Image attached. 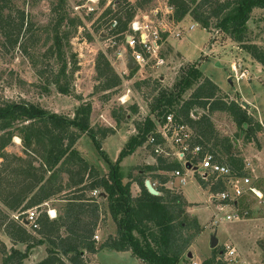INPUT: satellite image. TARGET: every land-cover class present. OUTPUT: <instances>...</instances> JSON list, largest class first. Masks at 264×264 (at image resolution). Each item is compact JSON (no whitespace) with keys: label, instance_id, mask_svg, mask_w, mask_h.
Segmentation results:
<instances>
[{"label":"trees","instance_id":"trees-1","mask_svg":"<svg viewBox=\"0 0 264 264\" xmlns=\"http://www.w3.org/2000/svg\"><path fill=\"white\" fill-rule=\"evenodd\" d=\"M149 1L136 0L131 3L129 0H117L116 9L109 5L99 15L98 26H101V22L109 25L110 20L116 18L117 25L110 29V33L123 37L137 9ZM166 2L172 7L173 21H180L188 15L200 27L216 29L236 42L264 68V48L249 39L247 25L255 8L264 9V0ZM36 31L37 27L23 9L15 6L12 0H0L1 47L6 50L18 48L30 60L38 77H41L46 71L38 65ZM53 38L54 41L45 52L55 54L61 59V65L46 80L47 84L58 85L59 91L66 93L67 84L60 85L59 82L66 76L67 62L57 35ZM198 64L199 60L188 63L172 89H158L149 104V115L141 126L138 125V133L127 139L114 163L109 161L101 148L102 139L114 131L109 126L95 127L91 124L90 101L80 104L76 115L69 117L48 111L23 98L0 100V203L4 207H0V228L13 244L25 245L23 251L12 246L7 252L2 246V264H24L30 249L41 244H46L45 255L32 264H87L84 252L95 253L98 248L104 247L130 251L132 256L146 264H179L183 260V252L190 244V238L184 237L182 230L191 226L197 228L196 218L192 223L186 221V199L181 193L164 186L168 178L161 173L152 175L158 177L162 185L156 187L157 195L151 194L145 187L146 177H143L142 171L138 174L142 177L139 180L132 178L130 173L125 176L121 170V160L144 143L146 134L154 127L152 117L172 112L176 119L188 123L194 129L196 141L204 149L214 151L220 161L228 163L241 174L243 156L231 150L229 136L217 133L211 114L216 111L227 113L240 133H244L245 142L256 140V134L264 129V115L259 121L239 101L228 99V95L201 72ZM95 71L98 83L94 86V92L108 94L106 92L121 83V77L102 52L97 55ZM43 89L48 90L46 85H43ZM189 89H192L191 93L183 97ZM107 97L103 95L102 98ZM196 108L202 112L196 118L190 117V112ZM111 116L116 123H120L123 118L115 111ZM73 128L88 133L109 165L106 174L100 175L98 169L79 154L75 148L79 134ZM14 136L20 138L22 155L5 150ZM155 156V163L147 165L149 171L170 172L181 168L177 161ZM126 177L128 180L124 181ZM136 180L139 191L133 195L131 186ZM219 187L220 184L212 185L211 190L215 191ZM94 189L100 190V197L107 202L110 216L116 224L115 235L103 241L98 248L93 234L100 204L93 196L87 195ZM61 193L71 195L58 197ZM52 198L65 200L63 214L49 217L47 209H41V205ZM32 207L38 210V227L30 231L27 225L13 219L12 214ZM201 264L227 262L221 254V248L214 247L211 255L203 259Z\"/></svg>","mask_w":264,"mask_h":264},{"label":"rangeland","instance_id":"rangeland-1","mask_svg":"<svg viewBox=\"0 0 264 264\" xmlns=\"http://www.w3.org/2000/svg\"><path fill=\"white\" fill-rule=\"evenodd\" d=\"M12 1L15 6L24 10L34 26L37 27L38 65L46 72L43 76L38 77L30 60L18 48L6 50L0 44V100L23 98L48 111L69 117L76 115V109L80 104L90 101L92 106L91 122L95 127L109 126L114 131L113 134L107 135L108 137L103 143V139L101 141V148L112 163L116 161L127 139L138 133V125L141 126L146 115H149V104L158 93V89H172L183 73V69L190 63L189 61L199 60L198 67L201 72L217 83L223 93L230 94L228 99H236L234 96L236 94L245 97L255 105L253 111L247 108L248 113L258 120L263 118L264 68L261 64L239 47L236 42L220 34L212 27L204 29L196 26L193 30L187 31L186 29L193 20L187 15L180 21H173L171 18L172 9L169 13L165 10L166 0H150L137 9L135 14L141 20H146L149 16L156 24L161 20H164L165 25L167 24L160 51L161 56L168 61L167 65L146 67L139 72L135 69L126 71V54L129 49L123 40L124 38L111 35L109 25L106 23L101 22V26H98L100 23L97 21L99 15L109 5L116 9L117 0ZM129 1L134 3L136 0ZM247 25L249 39L264 48V9L255 8ZM177 32L181 35L176 36ZM169 34L170 36H168ZM54 35H57L62 44L61 49L67 62L66 76H63L59 82L60 85L67 84L66 93L60 92L58 85L47 84L46 80L47 76L49 77L52 73L55 74L61 65V59L57 58L55 54L45 52L54 41ZM213 36L216 37L215 42L211 39ZM169 38L175 39V42L172 43L173 50ZM1 41L2 38L0 37V43ZM211 43L212 46H210ZM99 52L104 53L116 73L122 75L120 76L121 83L106 92L108 94L94 92V86L98 83L95 62ZM232 60L240 64V67H237L238 70L241 67L248 70L246 77L240 78V73L238 75L233 73L230 66ZM218 61H220V65L217 64ZM124 71H126L125 74ZM236 76L239 79H236ZM43 85L47 86V91L43 89ZM191 91L192 89L187 90L183 97H188ZM103 95H108L107 99H103ZM194 110L193 113L196 117L202 112L198 108ZM113 111L118 115H123L120 123H116L111 116ZM261 114L262 117H259ZM211 119L219 135L230 137L231 150L244 155L249 143L245 142L244 133H240L230 116L225 112L216 111L211 114ZM73 130L79 136L82 135L77 143L78 149L84 154L88 162L99 169L100 175L106 174L109 171V165L92 143L88 133L80 131L78 128H73ZM14 137L5 150L22 155L20 138L17 136L14 139ZM253 142L249 145L257 146V140H253ZM155 161L156 156L151 152L149 146L145 145L144 141L131 155H127L121 160L120 166L125 176L130 173L132 178L135 177L139 180L142 178L138 176L141 170L143 177H146L145 179L152 180L159 186V178L152 177L153 173H161L169 180L173 176H170V172L149 171L147 165H152ZM252 161L255 170L252 174L255 177H259L260 174L264 175V150L260 152L259 160ZM63 177L65 178V176ZM127 180L126 177L124 181ZM137 180L131 186L133 195L139 191ZM180 183L175 179V184L171 189L181 193L186 199L188 203L184 207L187 214L186 221L192 223L193 219L196 218L197 228L191 226L182 230V235L190 238V244L183 252L184 258L179 264H191L192 259L201 264L203 259L209 257L212 253V248L209 245L212 235H215L217 239V248H221L222 244L227 241H232L237 245L245 259L244 263L241 264H264V199L259 200L255 195L250 194L243 196L235 208L236 211L243 214V219L226 221L214 227L209 225L212 214L211 203L208 201L210 193L200 185L197 179H189L185 185L181 186ZM254 184L264 194V181L255 180ZM98 192L101 193L99 189ZM99 193L96 196L92 195L91 191L87 193L100 204L97 225L93 234L97 248L103 241L116 233V224L110 216L107 202L100 197L101 194ZM60 195L58 197H70L71 194L61 193ZM56 199H50L48 205H41V209L45 211L49 206L55 205L57 214H63L66 202ZM0 207L4 208L1 204ZM49 213L46 212L48 216ZM22 216L26 215L22 214ZM33 233L36 235L35 232ZM95 235L98 236V239L94 238ZM10 245L8 236L0 228V264H2L3 258L2 246L7 252L13 246ZM20 247L18 249L25 250L24 245ZM44 250L46 251V244L32 248L24 259V264H32ZM188 251H191L196 257H188ZM84 257L87 264H146L132 256L130 251H116L105 247L98 248L95 253L85 251Z\"/></svg>","mask_w":264,"mask_h":264},{"label":"built area","instance_id":"built-area-1","mask_svg":"<svg viewBox=\"0 0 264 264\" xmlns=\"http://www.w3.org/2000/svg\"><path fill=\"white\" fill-rule=\"evenodd\" d=\"M168 7L169 13L172 7ZM147 17L146 20H141L138 16H134L128 25L127 32L123 34V40L129 49L127 53L131 55L135 63L133 69H126L127 72L134 69L139 72L146 67H160L168 63L166 58L160 54L167 24L163 23L164 20L156 24L149 16ZM116 25L117 19H111L109 29ZM179 35L181 33L177 32L176 36ZM237 67H240V64L233 62L231 70L235 75L240 73V78L248 75L247 69L241 67L238 70ZM126 71L123 73L125 74ZM236 79L239 78L236 76ZM194 111L190 112L192 118H196ZM152 120L154 127L146 134L145 145L149 146L154 155L177 161L181 165V168L170 171V175L177 179L178 183L181 182L180 186L185 185L189 179H197L200 185L210 193L208 198L212 209L209 219L210 226L215 227L226 221L243 219V214L235 210L239 199L243 196L250 194L255 195L259 200L264 199L263 192L254 184L257 177L252 174L254 169L248 160H243L242 172L239 174L228 163L220 161L214 151L204 149L203 145L196 141L197 136L194 129L188 123L176 119L172 112L157 118L152 117ZM217 184H220L221 187L215 191L211 190V186ZM97 193H99L98 189L91 191L94 196ZM22 214L26 216H22ZM37 217L36 207L13 213L14 219L24 223L30 229L38 227ZM94 238L98 239V236L95 235ZM221 254L227 264L244 263L239 248L232 241L222 244ZM191 264L200 263L192 259Z\"/></svg>","mask_w":264,"mask_h":264},{"label":"crops","instance_id":"crops-1","mask_svg":"<svg viewBox=\"0 0 264 264\" xmlns=\"http://www.w3.org/2000/svg\"><path fill=\"white\" fill-rule=\"evenodd\" d=\"M169 5L167 4V2H165V10H166V12H168L169 11V7H168ZM145 15V14H144ZM143 15V16H144ZM196 26H199L196 22H194V21H192V23L189 25V27L186 29L187 31H191V30H193ZM205 29V28H204ZM165 36V35H164ZM168 36H170V34L168 35ZM215 38L216 37H211V39L213 40V42H215ZM166 39V38H165ZM169 42H170V46H171V48H172V50H173V47H172V43L173 42H175V39L174 38H169ZM212 42V43H213ZM210 44V46H212L213 44ZM215 44V43H214ZM216 45V44H215ZM217 46V45H216ZM210 50V49H209ZM127 61V60H126ZM193 61H195V60H193ZM193 61H189V62H193ZM234 61L232 60L231 62H230V66L232 65V63H233ZM217 64H219L220 65V61H218L217 62ZM262 66V65H261ZM169 68H170V66H168ZM130 70V69H129ZM205 75V74H204ZM207 76V75H206ZM217 84V83H216ZM218 85V84H217ZM221 89V88H220ZM222 90V89H221ZM224 91V90H223ZM225 92V91H224ZM226 93V92H225ZM227 95H230V94H228V93H226ZM235 96V98H236V100H238L240 103H241V101H245L246 103H247V108H250L252 111H253V109H254V107H255V105H254V103H252V102H250V101H248L245 97H243V96H241V95H234ZM263 113H264V110H263ZM259 116V115H258ZM259 117H262V114L259 116ZM259 121H262V119H259ZM91 124H93V122H91ZM110 124V123H109ZM111 125V124H110ZM132 129V128H131ZM114 133V132H113ZM113 133H111V134H113ZM84 135V134H83ZM82 135H80L79 137H78V139H77V141H76V143H75V148L78 150V152H79V154L88 162V160L86 159V157L84 156V154L78 149V140H79V138L81 137ZM107 137L108 136H106L104 139H103V141H102V143L107 139ZM256 140H257V146L256 145H254V146H250L249 144L250 143H252L253 141H251V142H248L249 144H248V146L246 147V149H245V152L246 153H244V155H243V160H248L249 161V163L251 164V166L253 167L254 166V164H253V161L252 160H254V161H257V160H259L260 159V152H262L263 150H264V129L262 130V131H260V132H258L257 134H256ZM102 143H101V145H102ZM254 143V142H253ZM247 145V144H246ZM102 147V146H101ZM131 155V154H130ZM251 156V158H248V157H250ZM89 164H91V165H93L94 166V164H92V163H90V162H88ZM253 169H254V167H253ZM99 170V169H98ZM255 171V170H254ZM171 176V175H170ZM259 177H257V179H256V181H258V180H262V181H264V178L262 179V177H264V175L263 174H260V175H258ZM255 177V176H254ZM150 182H151V180H150ZM152 183V185L156 188V187H158L157 185H156V183H154V182H151ZM259 183V182H258ZM158 184L159 185H162L160 182H158ZM175 184V178H171L170 180L168 179V181L167 182H165L164 183V186L165 187H169V188H173V185ZM260 185V184H259ZM259 188V187H258ZM260 189V188H259ZM262 189V188H261ZM56 200H62V199H56ZM104 200V199H103ZM49 202V201H48ZM48 202H45L44 204H46V205H48ZM1 204V203H0ZM2 205V204H1ZM48 211L50 210V213H49V216L50 217H55L56 215H57V207L55 206V205H51V206H49L48 208H46ZM51 214V215H50ZM264 217V216H263ZM115 229V228H114ZM7 235V234H6ZM8 239H9V241H10V243H11V245L10 246H14V247H16V248H21L20 246H22V245H24V244H21V243H18V244H13L12 242H11V240H10V238L8 237ZM42 245V244H41ZM25 246V245H24ZM38 246H40V245H38ZM237 246V245H236ZM238 247V246H237ZM34 248V247H33ZM32 249V248H31ZM30 249V250H31ZM241 253V252H240ZM45 255V250L42 252V254L39 256V258L37 259V260H39L40 258H42L43 256ZM241 255H242V253H241ZM193 256H195L196 257V255H194L193 253H192V257ZM242 257H243V255H242ZM36 260V261H37ZM245 260V259H244ZM35 262V261H34ZM249 264V263H248Z\"/></svg>","mask_w":264,"mask_h":264},{"label":"water","instance_id":"water-1","mask_svg":"<svg viewBox=\"0 0 264 264\" xmlns=\"http://www.w3.org/2000/svg\"><path fill=\"white\" fill-rule=\"evenodd\" d=\"M126 60H127V62H126V67H127L128 69H133L134 66H135V63H134V61L132 60V57H131V55H130L129 53L126 54ZM229 80H230V79H229ZM230 81H231V80H230ZM241 105H242L243 107H247V106H248L247 103H246L245 101H241ZM187 166H189V164H187ZM144 184H145V187L147 188V190H148L151 194H153V195H157V194H158V191H157L156 188L152 185V183L150 182L149 179H145ZM209 245H210V248H214V247L217 246V239H216L215 235H212V236H211ZM187 256H188V257H192V252H191V251H188Z\"/></svg>","mask_w":264,"mask_h":264}]
</instances>
